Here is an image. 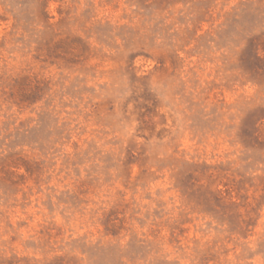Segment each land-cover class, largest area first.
Listing matches in <instances>:
<instances>
[{"label":"rangeland","instance_id":"rangeland-1","mask_svg":"<svg viewBox=\"0 0 264 264\" xmlns=\"http://www.w3.org/2000/svg\"><path fill=\"white\" fill-rule=\"evenodd\" d=\"M0 264H264V0H0Z\"/></svg>","mask_w":264,"mask_h":264}]
</instances>
